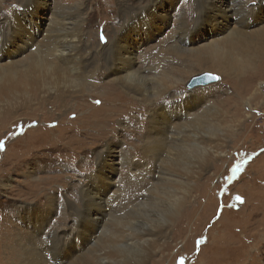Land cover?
I'll return each instance as SVG.
<instances>
[{"label": "rangeland", "instance_id": "1", "mask_svg": "<svg viewBox=\"0 0 264 264\" xmlns=\"http://www.w3.org/2000/svg\"><path fill=\"white\" fill-rule=\"evenodd\" d=\"M232 1L222 0L221 12L216 13L209 8L210 14H216L217 23L216 20H200V0H163L164 8L159 10V5L156 7L155 17H151L152 22L147 29L142 22V13L125 20L134 9L143 8L149 0H0V26L4 27L7 19L16 12L32 29L34 40L19 55L14 53L18 47H4L0 53V67L13 62L19 73L27 68V59L35 58L37 54L48 58L40 45L47 41L50 12L55 8L77 13L79 10L82 29L80 51H86L85 64L88 70L91 66L90 72L94 77L90 82L95 85L86 86L87 96L84 98L77 100L72 96L64 112L62 104L55 107L43 102L47 99L45 90L50 85L43 79L42 69L29 70L37 81L0 89V264H99L100 254L111 253L116 247L113 251L118 253L112 254L114 260L126 256L125 259L133 262L143 256V264H264V39L256 36V32L264 29V0H242L247 21L257 22L251 29H245L248 32L247 44L253 47L252 66L257 72L252 82L245 85L234 76L197 67L194 56L189 53H170L174 46L185 45V48L193 50L199 44L218 43L229 35L238 27L236 16L231 15L234 11ZM162 13L168 14L169 18ZM127 29L133 42L139 44L135 69L148 67V70L144 69L149 78L145 86L149 89L147 91L163 90L156 82L157 77L172 89L169 95L156 103L163 109L167 103L172 106L178 101H170L172 99L191 97L188 116H195L208 108L211 117L220 125L218 133L223 141L218 148L220 154L208 159L202 175L186 189L189 200L172 213L168 218L170 223L166 217L171 212L165 202L170 193L167 189L169 184L155 178L160 163L154 160L150 151V128L146 125L148 112L145 108L121 95L120 109L110 113V123L102 124L105 132L110 131L104 142L93 138L89 132L84 135L81 131L89 126L82 115L88 116L91 108L105 105L100 96L111 98L115 95L109 88L112 76L106 52L114 35H123ZM26 40L24 38L20 43L26 45ZM50 62L58 63V60L52 56ZM4 72L7 76L0 75L1 85L17 77L14 70ZM204 72L216 74L219 80L187 89L189 80ZM132 81L133 87L141 86L138 80ZM102 84L105 90L96 87ZM64 85L68 86L60 80L57 87L61 89ZM123 86L119 84L116 87L124 90ZM202 92L205 95L203 99L200 98ZM243 102H249V107L243 106ZM164 109L172 118L170 109ZM107 110L98 112V117L105 116ZM88 117L92 119V116ZM54 120H59L60 126H54L57 130L46 134L52 129L50 124ZM173 120L177 123L181 117L173 115ZM68 122L74 125L69 131ZM192 124L193 129L190 130L194 133L201 131L198 125ZM109 141L114 146V155L111 156L118 162L115 168L107 166L103 171L114 182L109 192L110 202L113 201L111 210L101 220L102 226L96 236L93 235L97 237L93 239L96 243L101 238L96 246L92 241L81 252L75 253L68 245L71 232L75 228L80 229L81 220L89 219V209L87 211L83 205L81 190L89 182H95L97 186L101 181L103 186L106 185L104 179L99 178L98 181L95 178L99 167L96 157ZM191 141L187 140V146H191ZM171 144L167 146L171 148ZM181 151V146H174L164 151L160 160L176 163L174 156ZM169 155L173 157L172 161L167 158ZM182 176L175 179L185 183ZM155 182L158 185L152 188ZM176 186L183 190L181 185ZM154 193L162 196L158 197L160 200L155 199L157 195ZM142 201L144 205H134ZM125 216L130 221L125 220ZM167 224L164 231L167 233L154 244H128L120 248V244L113 245L108 238L117 228L123 231L120 239L126 243L130 233L152 226L164 229ZM53 234L59 240L58 254L49 250L53 249ZM74 242L80 243L77 238ZM82 254L90 258L79 263Z\"/></svg>", "mask_w": 264, "mask_h": 264}, {"label": "bare ground", "instance_id": "2", "mask_svg": "<svg viewBox=\"0 0 264 264\" xmlns=\"http://www.w3.org/2000/svg\"><path fill=\"white\" fill-rule=\"evenodd\" d=\"M46 1L47 0H42V2H46ZM243 1L242 0L232 1L233 6H231V8L234 11L232 12L231 15L236 16L235 20H237V22L235 23H237L238 27L234 29L229 35H227L224 39L220 40V42L217 43L212 41L211 43H208V45L199 44L197 48H195L194 46L195 49L193 50H191V48H185V45L184 46L182 45L181 47L174 46V48L171 50L170 53L176 55L189 53V55L194 56L195 58L194 60L196 62L195 65L197 67L205 68L208 69L209 71L216 70V72H220L222 74L225 73L227 75L234 76L236 77V79L241 80L243 82L242 84L245 83L248 84L253 80H255L257 72L253 68L254 65L252 66V62H251L253 47H250L249 44H247L246 36L248 32L245 29H249V27L251 29V26L254 25V23L256 26L257 22H253L251 20L247 21L246 17L248 15L247 16L245 15L246 12ZM221 2L222 0H200V6L202 8L200 13L201 15L200 20L204 19L208 22H211V20L214 21L216 20V22L218 23L219 21L216 14H210L209 8L212 11H216V13L221 12L222 11L220 6ZM234 4H237V6H234ZM144 5L145 6L143 8L134 9L131 12L130 16L125 20V22L133 17L139 16L142 13L144 14V19L142 18L143 25L146 24L148 29L152 22L151 17L152 18L155 17L156 7L159 5V10H160L161 8H164V5H163V0H149V3ZM62 9L63 8H55V10H52L50 12V14H52V17L49 20L48 29L47 30L45 29L47 32L45 37L47 41L46 43L44 42L42 45H40L41 47L40 49L45 53L46 57L48 58H43L42 56L37 54L35 58L31 57L27 59L26 62L27 68L24 70L26 72L23 71L17 73V69H18L17 65H14L13 62L6 64L5 67H0V72H2L0 75L3 74L4 77L7 76L5 75L4 71L14 70V72L16 73L15 75H17V77L10 80L9 83L3 85L0 84V89H2L3 86L5 88H14L15 86H19L21 83H25L26 81H37L35 76L29 74V70H32V68L35 71L36 69L37 70L42 69L44 71V76H45L43 79L48 80L47 84L50 85L45 90L47 99H44L43 102L44 103L47 102L49 105L55 107L57 106L60 107V104H62L64 108L62 111L64 112L65 110L68 109V102L72 96L77 100L78 98H84L85 96H87L85 94L86 86L88 85L95 86V85H92L90 82V79L94 77L92 75V72H90L91 66L88 70V66L87 64H85V60L87 58L85 54L86 51L85 52L84 50L80 51V43L82 42V29L80 27L79 10H77L78 11L77 13ZM162 16L169 18V15L166 13H162ZM227 17L228 16H226V18ZM132 26L138 27V25L136 24H133ZM139 26H141V24ZM129 29H127V31L123 35L118 36L117 34H115L113 39H111L112 41L110 47L106 52V54L108 55V60H109L108 62L110 63L108 66V70L110 75L112 76V78L110 79L111 84H109L110 86L109 85L108 86L114 92L115 95L111 98L104 95L100 96L102 102H104L105 105L100 104V106L96 108H91V112L88 113L89 114L88 116H92V119L91 117L86 116L87 114L82 115V117L86 120V123L89 126H92L93 128H90L88 126L87 130H81V131L82 133H84V135H86V132H89L90 136H92L93 138L101 139L104 142L106 138H108L107 135H110V131L105 132L106 129L103 127L102 124L107 125L108 123H110L109 120L110 113L112 111H118V109H120L119 97L121 95L127 97V99L133 103L136 102L139 103L142 107L145 108V111L148 112L146 125L147 128L148 127L150 128L151 139L149 140V146L152 148V150L150 151L152 152V156H154V160L159 161L160 163V166L158 165V175L155 178H157L159 182L160 181L168 182L169 184V188L167 189L170 190V193H168L169 197L165 199V202L167 203V206L169 207L171 213L170 215H167L166 217L167 220L168 218L170 219L172 213L177 212V210L180 208L182 203H185L186 201L189 200L188 191H186V189L190 188L192 185L191 183L202 175V173L204 172V170L208 165V159L210 157L220 154L218 148L221 147L223 143L218 133V130L220 129V125L215 121L213 117H211L212 114L209 113L208 108H206L204 111L200 112L199 114H196L195 116L193 115L192 117L188 116L187 115V113L189 112L188 107L192 103L191 97L189 96H188L189 98H177L170 100V101L173 100H178V101L172 106L169 103H167L164 106V108L170 109L169 113L172 114V118L168 116V114L165 112V109L164 108L162 109L161 105H158L156 101L162 99V97L166 96L172 89L171 87H169V84L168 86H166L167 84L166 85L163 84L161 77L160 78L157 77L156 82L158 85L163 87V90L159 92L158 90H156L157 88H155L157 92H155V90H153L154 92L152 93H149V91H147L149 89H147V87L145 86L149 82V78H147L148 76H146V74L144 73V69H147L148 67L147 68L143 67L142 70L140 68L135 69L136 49L138 48L139 44H137L135 41L133 42L134 39L132 40V36L128 31ZM30 31H32L30 26L22 21L18 13L13 12L10 18L7 19L5 26L4 27L0 26V53H2L4 47L10 45L15 46L16 48L18 47L17 49H15L14 52L15 55H19L23 53L27 49L25 47L31 46L34 41L33 35L31 34ZM180 31L183 33L181 29ZM222 32L223 31H220V33ZM256 36L257 39L262 38L261 40H263L264 29H261L258 32H256ZM24 38L27 39L26 45L20 43V41H22ZM183 43H186V41ZM38 50L39 48L37 49V51ZM254 50H255V46H254ZM103 51H105V49ZM52 56H54L58 60V63L50 62ZM33 60L35 61L33 62ZM246 69H250V70L244 72V70ZM185 72H187V70H185ZM133 79L138 80L141 83V86L137 88L133 87L130 84V82ZM60 80H62L63 82L65 81L68 84V86L64 85L62 86L61 89L57 87V85L60 83ZM119 84L124 85L123 86L124 90L121 89L118 90L116 86H118ZM96 87L105 90V85L103 84ZM52 94H54V96H52ZM134 95H137V98L134 99L133 98ZM200 98L202 99L205 98L203 92L200 94ZM249 104H250L249 102L247 103L243 102V106L245 105L247 108L249 107ZM43 105L44 104H42V106ZM101 110H105V111L107 110L108 113H106L105 116L98 117L97 113L98 112L100 113ZM174 111H176V113ZM79 112L80 110H78V113ZM173 115H179V117H181V120H177L178 121V122L176 121L177 123H173L175 122L173 120ZM192 123H195L196 126L198 125V128H200L201 131L198 130V132L194 133V130H190L193 129L190 126V124ZM60 124L61 122L59 120H54L50 124V127L52 129L47 130L46 134H52L53 131L57 130L55 127L60 126ZM71 124L72 122H68L67 124L68 131L74 126ZM194 128L196 127L194 126ZM90 131H92V133ZM190 139H192V141L190 142L191 146H187L189 144H187L186 142L187 140L190 141ZM110 142L111 141H109L106 144L104 151H101L96 157V161L99 164V167L95 178L98 179V181L99 178L104 179L106 181V185L103 186L101 181L97 183V186L95 182L93 183L89 182V183H85L83 185V189L81 190L82 196L84 198L83 205L87 208V211L89 209L88 212L89 219L86 220L84 218V221L81 220L82 224H79V226H81L80 229L75 228L71 232L72 239L69 238L68 245L75 253L81 252L85 247V245H87L88 243H92V241L93 244L96 243V241L94 242L93 239H96L97 237H94L93 235L96 234L97 230L99 231L100 227L102 226V225L100 226L101 220H103V218L108 214V212L110 213L109 210H111L113 201L110 202L111 197L109 196V192L112 189V187H114V182H111L110 179L111 177L110 178L107 177L104 174V172L107 166L110 168H115V165L118 164V162H116V158H114V156H111L114 155L113 154L114 151H112L114 146L111 145ZM171 142H172L171 148L179 145L181 146L182 149L180 154L177 153V155L174 156V161H176V163L175 162L173 163L177 164L176 165L177 169H175L176 166H174L173 163L170 164L169 162H166L167 160H162V161L160 160V157H162L161 155L163 154V152L164 151L167 152V150L171 149L167 146ZM191 147L197 149H191ZM207 151H209V153H205ZM103 153L104 156H102ZM169 156L171 158H169ZM169 156H167V158L172 161L173 157L171 155ZM100 157H103L101 161H99ZM178 168L180 170H178ZM177 176L185 177L186 182L184 183L179 181L178 179H175V177ZM157 185L158 182L153 183L152 188H156ZM176 185H181L183 190L182 189L180 190L179 187H177ZM134 188L135 187H133L132 189ZM78 191H80V189ZM154 194L157 195L155 199L160 200V198L158 197H160L161 195L158 193L157 194L154 193ZM142 202H138L134 205L137 206L144 205V201ZM153 205L158 206V204L155 203H153ZM125 207L126 206H124L123 208ZM169 219L168 222L170 223ZM125 220L130 221L128 217H126ZM137 221H139L138 218ZM168 225L169 224L166 225L167 226L166 228H164L163 226L164 229H162L160 226L159 227L156 226V228L152 226L149 228H144V229L142 228V230H140L137 233H130L129 237L125 236L126 243L120 239L123 236L122 235L123 231L121 232L117 228L114 229L113 235L108 236V238L113 245L120 244L119 246L120 248L128 244H151V243L154 244L156 241L162 239L163 236H165V233L167 232L164 233V231H166ZM74 238H77L80 243L76 244L74 242ZM100 239H101L100 237L99 239H97V243L100 241ZM117 240L118 242H116ZM58 241H59L58 237L53 234L52 243H51L53 244V249L52 250L51 248L49 249L52 254H56V253L58 254V249L60 248V245H58ZM102 242L104 243V241ZM114 243H118V244H114ZM96 244L94 246H96ZM113 249L111 253L107 252L100 254V257L97 259V262L99 264H107V263L108 264H143L144 263L143 256L139 260L133 262H130L129 260L125 259L126 256L124 259L120 258L114 260L112 254L118 252H116V250L114 252ZM82 255L81 258L78 260L79 263L86 262L90 258V257L85 258L84 255L83 256ZM54 257H58V256H54Z\"/></svg>", "mask_w": 264, "mask_h": 264}, {"label": "water", "instance_id": "3", "mask_svg": "<svg viewBox=\"0 0 264 264\" xmlns=\"http://www.w3.org/2000/svg\"><path fill=\"white\" fill-rule=\"evenodd\" d=\"M214 77H218V76L216 74H212L209 72H204L199 75H196L189 80L187 84V89L191 90L195 87H201L215 83L219 79H214Z\"/></svg>", "mask_w": 264, "mask_h": 264}, {"label": "snow or ice", "instance_id": "4", "mask_svg": "<svg viewBox=\"0 0 264 264\" xmlns=\"http://www.w3.org/2000/svg\"><path fill=\"white\" fill-rule=\"evenodd\" d=\"M214 79H219V77H214Z\"/></svg>", "mask_w": 264, "mask_h": 264}]
</instances>
